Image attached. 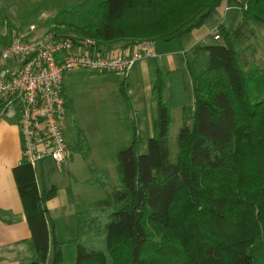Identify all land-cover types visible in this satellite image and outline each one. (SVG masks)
Segmentation results:
<instances>
[{"label": "trees", "instance_id": "trees-1", "mask_svg": "<svg viewBox=\"0 0 264 264\" xmlns=\"http://www.w3.org/2000/svg\"><path fill=\"white\" fill-rule=\"evenodd\" d=\"M224 1L79 0L48 22L76 28L100 49L122 40L168 42L201 27ZM236 2L239 23L218 25L221 39L194 47L186 60L193 120L178 131L175 160L168 131L171 109L184 102L179 69L157 73L154 133L146 151L138 136L118 149L119 183L110 187L106 174L91 170L85 182L107 197L76 211L77 235L68 242L75 264H264V70L246 68L237 49L255 32L252 23L264 24V0ZM65 100L68 109L66 93ZM68 148L88 157L83 138ZM12 171L31 231V254L18 264H48L50 252L52 264H63L65 242L48 210L56 187L24 159Z\"/></svg>", "mask_w": 264, "mask_h": 264}, {"label": "rangeland", "instance_id": "rangeland-1", "mask_svg": "<svg viewBox=\"0 0 264 264\" xmlns=\"http://www.w3.org/2000/svg\"><path fill=\"white\" fill-rule=\"evenodd\" d=\"M78 1L0 0V52L14 30L26 34L31 30V25H35L36 28L31 33L28 32V37L51 30L58 35L79 36L76 28L65 24L57 25L53 21L48 22L54 19L60 6ZM226 5L223 13L224 25L231 30L239 23L240 9L236 0H227ZM252 26L255 32L239 43L237 49L245 61L246 68L264 70V24L252 23ZM220 39L215 40L210 36L208 44L216 43ZM165 46L173 47V45ZM161 48L162 46L157 47L156 51ZM187 53L190 55L191 52ZM181 58L182 56L177 57L176 61H181ZM138 66L140 62L135 68ZM165 67L162 65L163 69H166ZM128 74L99 72L85 67L73 68L65 74L64 89L70 105L68 109L66 107V114L62 119L64 136L67 144L70 145L77 143L78 138L85 139L89 148L88 157L84 158L80 152L72 151L69 163L63 165L62 170H57L54 164L49 165L50 161L38 163L35 170L38 175H42V178L44 170H52L51 174L54 175L60 190L66 192L69 202L76 211L92 207L98 200L107 197V192L100 185H88L85 182L92 176L91 170L106 174L110 187L117 185L119 183L116 170L118 149L129 145L133 137L138 136L142 139V151H146L147 138L154 133L153 120L157 115V102L151 87L156 73L152 72L146 79L141 72H138L136 83L128 77ZM184 79L186 99L184 98L183 106L172 108L170 111L168 148L172 160H175L178 150L177 134L180 127L184 121L191 124L193 120L194 99L187 68L184 70ZM148 80H150L149 86ZM163 96L164 99L167 98V90ZM60 209L61 207L53 209L51 213L53 232L59 241L65 242L63 264H75L76 248L68 242L77 235L76 211L63 214L60 213ZM48 264H52L51 252Z\"/></svg>", "mask_w": 264, "mask_h": 264}, {"label": "built area", "instance_id": "built-area-1", "mask_svg": "<svg viewBox=\"0 0 264 264\" xmlns=\"http://www.w3.org/2000/svg\"><path fill=\"white\" fill-rule=\"evenodd\" d=\"M31 25L29 33L34 31ZM14 30L0 52V118L17 121L23 159L35 169L50 159L57 170L71 157L62 119L66 114L64 78L85 67L127 75L137 61L156 56L154 42L143 40L132 51L104 53L91 38L48 31L28 37ZM216 31L214 39H220Z\"/></svg>", "mask_w": 264, "mask_h": 264}, {"label": "crops", "instance_id": "crops-1", "mask_svg": "<svg viewBox=\"0 0 264 264\" xmlns=\"http://www.w3.org/2000/svg\"><path fill=\"white\" fill-rule=\"evenodd\" d=\"M226 1L216 7L211 14L212 18L209 16L201 27L193 29L190 33L180 38L168 41V44L166 42L154 41L156 56L137 61L131 72H129L128 77L135 80L134 83H136L138 72H141L144 78L147 79L152 72H155V76H157L159 71L166 73L179 69L182 76L184 98L186 99V84L184 79V70L187 68L186 60L188 57H191L194 47L208 44L210 36L214 39L218 25L226 27L224 25L225 18H223L224 8L227 7V5L225 6ZM136 44L122 40L111 45L102 46L100 50L104 53L128 52L134 50ZM165 45H173V47L167 48ZM160 46L164 50L161 48L156 51L157 47ZM187 52H191L190 55H187ZM179 56H182L181 61H176V58ZM139 62L140 66L135 68ZM162 65L166 66V69H163ZM155 79L156 77H154V81ZM149 83L150 80L147 81L148 86ZM166 90L168 91V98L170 88L167 86L164 92ZM22 159L20 129L17 121L11 118H0V264H18L23 257L31 254V231L26 221L22 201L12 171L13 167L19 164ZM48 161H50L49 165L54 164L50 159L44 160L42 164ZM51 171L44 170L43 172V175H46L45 178L43 176L46 186L54 185L56 187V195L48 201L50 217L52 218L51 213L53 209L59 207H61L60 213L63 214L76 211L75 207L69 202L66 192L60 190Z\"/></svg>", "mask_w": 264, "mask_h": 264}]
</instances>
